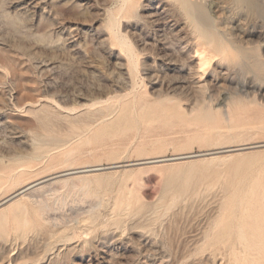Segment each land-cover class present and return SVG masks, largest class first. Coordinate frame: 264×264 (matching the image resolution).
Segmentation results:
<instances>
[{
    "label": "rangeland",
    "instance_id": "374dc122",
    "mask_svg": "<svg viewBox=\"0 0 264 264\" xmlns=\"http://www.w3.org/2000/svg\"><path fill=\"white\" fill-rule=\"evenodd\" d=\"M202 1L0 0V200L122 165L2 208L0 264H264V0Z\"/></svg>",
    "mask_w": 264,
    "mask_h": 264
},
{
    "label": "bare ground",
    "instance_id": "6f19581e",
    "mask_svg": "<svg viewBox=\"0 0 264 264\" xmlns=\"http://www.w3.org/2000/svg\"><path fill=\"white\" fill-rule=\"evenodd\" d=\"M199 1V0H198ZM215 1V0H214ZM204 2V0L202 1V3ZM209 2H210V0H209ZM211 2H213V1H211ZM216 2V1H215ZM237 3V2H236ZM204 6H206L207 8H208V10H211L212 11V8H211V5H210V3H204L203 4ZM213 5H214V3H213ZM216 5V4H215ZM230 5V4H229ZM195 6H197V5H195ZM194 7V6H193ZM230 7V6H229ZM237 7H238V5H237ZM187 8V7H186ZM247 8V7H246ZM245 8V9H246ZM218 9V8H217ZM191 10V9H190ZM198 10V9H197ZM203 10V9H202ZM225 10V9H224ZM227 11V10H226ZM187 12V11H186ZM204 13V12H203ZM203 13H201V11L199 12V17H200V19L202 20V22L203 21H205L206 20V17H205V15L203 14ZM210 13H212V12H210ZM210 13H208V14H210ZM243 13V12H242ZM226 14V13H225ZM214 15V14H213ZM233 17V16H232ZM217 19V18H216ZM237 19V18H236ZM239 19V18H238ZM211 21V20H210ZM210 24V23H209ZM213 26V25H212ZM205 27V26H204ZM255 32V31H254ZM201 33V32H200ZM219 33H217V35H218ZM127 45V44H126ZM126 49V48H125ZM128 49V48H127ZM203 49V48H202ZM197 50H200V49H197ZM202 51V50H201ZM130 55V54H129ZM197 56V55H196ZM199 57H197V58H199V64H200V66L201 65H203L204 63H206L207 62V60H208V56H207V54L205 53V52H201L199 55H198ZM210 58H212V57H210ZM220 59V58H219ZM134 63V62H133ZM198 64V65H199ZM198 68H199V66H198ZM248 145H246L245 143H244V145H236V147H232V148H225V149H223L221 152H231L232 153V151H240V150H243V149H247V148H252V147H257V146H254V145H252V146H249V147H247ZM259 146H261V145H259ZM264 146V145H263ZM213 150V149H212ZM208 151H206V153H204V154H195V155H189V154H184V155H181V157H173V158H169L170 160H175V159H182V158H188V157H194V156H200V155H206V154H214V153H217V152H219V151H217V152H211L210 151V153H207ZM238 152H236V153H238ZM214 157H216V156H214ZM218 157H221V156H218ZM151 160V161H150ZM150 160H139L138 162H127L126 163V166H128V165H137V164H144V163H151V162H161V161H165L166 159H163V158H161V157H153V159H150ZM168 160V159H167ZM122 165H120V164H118V163H115V164H110L109 166H104V164L103 165H100V164H96V165H90V166H83V167H79V168H67V169H65V170H61V171H58V172H54V173H52V174H48V175H46V176H43V177H41V178H38V179H36V180H34V181H31V182H29V183H27V184H24V185H22L20 188H18L17 190H14L12 193H10L9 195H7V196H5L4 198H2L1 200H0V210L2 211V208H4V207H6V206H8L11 210H15V209H17L19 206H21L20 204H19V202H18V197H20L21 195L22 196H25V192L27 191V190H29V189H31V188H36L37 186H39L40 184H41V186L43 185L42 183H45V182H47V181H49V180H53V179H58L59 177H61V176H66V175H72V174H76V173H85V172H90V171H98V170H103V169H107V168H116V167H121ZM124 166V165H123ZM57 173V174H56ZM54 174V175H53ZM76 177V176H75ZM66 178V177H65ZM67 178H69V177H67ZM62 181H63V179H61ZM65 180H67V179H65ZM60 181V180H59ZM57 182V181H56ZM63 182H65V181H63ZM48 183V182H47ZM52 183V182H51ZM48 185V184H47ZM36 186V187H35ZM44 186V185H43ZM33 188V189H34ZM34 190H36V189H34ZM33 191V190H32ZM28 192V191H27ZM3 212H0V222L1 221H4V218L6 217V216H4V214H2ZM4 216V217H3ZM14 220H15V218H14ZM16 222V221H15ZM14 222V223H15ZM22 222V221H21ZM17 224V223H16ZM20 225H22V223L20 224ZM28 227V226H27ZM23 230V229H22ZM249 235V234H248ZM241 257V256H240ZM255 259V258H254ZM241 261H242V259H240ZM244 260V259H243ZM260 260H262V261H264L262 258L260 259ZM260 263H262V262H260ZM240 264V263H239Z\"/></svg>",
    "mask_w": 264,
    "mask_h": 264
}]
</instances>
